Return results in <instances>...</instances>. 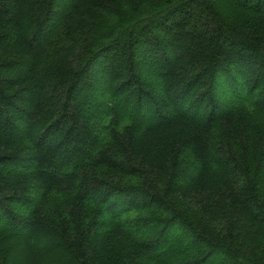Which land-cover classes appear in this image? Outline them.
Instances as JSON below:
<instances>
[{"label":"trees","instance_id":"1","mask_svg":"<svg viewBox=\"0 0 264 264\" xmlns=\"http://www.w3.org/2000/svg\"><path fill=\"white\" fill-rule=\"evenodd\" d=\"M43 261L264 264V0H0V264Z\"/></svg>","mask_w":264,"mask_h":264},{"label":"rangeland","instance_id":"2","mask_svg":"<svg viewBox=\"0 0 264 264\" xmlns=\"http://www.w3.org/2000/svg\"><path fill=\"white\" fill-rule=\"evenodd\" d=\"M68 2L67 1H65L64 3H63V5L62 6H60V8H66L67 6H68ZM193 8H194V6H193ZM179 16V15H178ZM179 18V17H178ZM190 28L192 29V28H194V30L196 29V27L195 26H190ZM185 31H188V29L187 30H185ZM95 78H97V77H95ZM43 264H52V263H50L49 261H46V262H44L43 261Z\"/></svg>","mask_w":264,"mask_h":264}]
</instances>
